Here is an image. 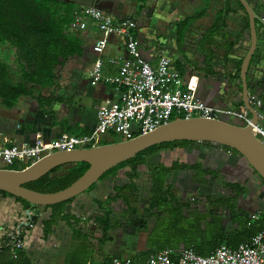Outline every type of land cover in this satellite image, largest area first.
I'll return each mask as SVG.
<instances>
[{
	"label": "crops",
	"instance_id": "0c3cea01",
	"mask_svg": "<svg viewBox=\"0 0 264 264\" xmlns=\"http://www.w3.org/2000/svg\"><path fill=\"white\" fill-rule=\"evenodd\" d=\"M103 1V6L97 5L100 9L119 19L132 18L137 22L138 43L143 57L148 62L156 66L163 51L169 55L173 68L180 74L182 89L191 90L210 107L236 111L247 110L243 103L240 70L250 47V30L247 28L249 18L243 9H239L236 1H227L226 27L209 40H207L209 29L217 14L224 8L226 0ZM252 3L256 5L260 3L258 14L264 19V0H252ZM90 4L91 2H88V5ZM198 6L202 8L198 9ZM205 7L207 11L203 17L191 23H184L187 17ZM77 9L75 7V13L82 8ZM67 31L79 36L82 47L79 53L63 59L62 63L56 67L54 88L42 91L40 87L29 84L28 95L21 96L11 108L4 106L0 99V145H33L37 139L49 142L66 134L75 136L88 134L96 126V112L99 105L115 97L116 92L111 86L105 82H93L89 76L96 58L92 47L100 33L93 24H90L85 32ZM257 31L258 50L261 52L264 27L259 22H257ZM2 50L6 53L9 51L6 46H0V51ZM10 53L14 55L13 50ZM125 55L124 42L117 37L110 38L102 55L105 75L116 71L108 60L114 57H125ZM259 57L258 53L251 63L247 82L249 97L255 95L261 99L264 111V60L261 62L263 73L259 72L258 83H255V78L257 79L255 69L260 60ZM14 79L18 81L17 74L14 75ZM222 119L238 121L230 117ZM112 137L114 136L106 134L102 136V140L116 142ZM169 154L172 155L171 161H164L163 159H167ZM151 161L166 166H170L173 162L187 165L198 163L205 168L212 167L214 170L227 172H234L240 165L249 177H256L239 156H234L228 150L213 144L190 143L185 147L163 151L154 156ZM2 167L7 166L0 160V168ZM129 171L130 168L125 167L100 180L93 188L77 197L67 211L72 217L71 222L58 220L50 236H44L42 222L27 230L25 236H28L29 242L31 243L34 239L36 242H33L34 245L30 244L33 254L27 246L23 249L24 253L38 256L41 261L43 251L50 246L53 252L51 253L50 250L49 257L52 260V257L56 256L59 259L58 264H79L71 257L75 256L73 253L76 254V251L86 254L91 252V257L85 256L81 264H102L112 257L130 258L128 256L145 251L148 248L147 239L154 223L149 224L148 232L135 234L131 230V233L125 234L127 238L139 239L138 246L132 249L130 255L124 253V249L128 248H124L123 238L118 242L114 233L112 235L115 238L104 243L102 230L96 223V219L103 215L99 203L115 194V186L129 183L127 178ZM140 171L141 178L136 181L139 191L130 204V209H138L141 212L148 202L151 181L146 167L141 168ZM184 174L183 172L172 174L169 183L174 184V180L178 183L184 178ZM14 203L16 202L13 199L0 196V222L11 224L27 215V212L20 213L21 206ZM110 207L117 216L122 212L127 213L129 209L120 200ZM15 211L18 214L15 215ZM40 213L43 219L50 215L49 211L43 213L42 208ZM17 215H20V218H15ZM134 264H143V262L140 260Z\"/></svg>",
	"mask_w": 264,
	"mask_h": 264
},
{
	"label": "trees",
	"instance_id": "16d2710c",
	"mask_svg": "<svg viewBox=\"0 0 264 264\" xmlns=\"http://www.w3.org/2000/svg\"><path fill=\"white\" fill-rule=\"evenodd\" d=\"M206 11L207 8L196 12L185 19L184 23H191L203 17ZM226 13L221 10L217 14L209 29L207 40L225 29ZM74 15L75 7L65 4L62 0H0V46L13 50L12 63L18 69L15 72L10 61L0 58V99L4 106L11 108L21 96L28 95L29 84L40 87L42 91L54 88L56 67L62 63L63 59L79 53L82 47L79 36L67 31ZM247 28L249 29V22ZM15 74L18 75V81L14 79ZM190 143L192 142L176 141L153 146L139 153L134 159L113 168L101 178L102 180L125 167L130 168L127 174L129 183L115 186V194L99 203L103 215L96 219V223L100 226L103 241L106 243L113 240L112 232L124 225L110 206L123 200L129 206L128 212L136 215L137 210L130 209V204L132 196L139 191L136 181L141 178L140 168L146 167L151 177L149 201L144 214L155 217L156 221L147 239L148 248L128 256L134 263L140 260L144 262L150 255L163 250H172L174 255H177L182 249H193L201 256H208L221 245L237 247L264 229V211H258L250 217L240 216L234 199H230L233 201L222 200L221 207H228L231 216L233 215L231 225L236 227L224 225L222 218L214 210L206 212L202 208L193 209L190 203L181 204L178 201L172 190L173 186L166 185V177L170 172L196 170L202 175L212 172L203 169L200 164L189 166L175 163L171 167H166L151 163V158L163 151L185 147ZM224 148L238 155L235 150ZM25 167L17 163L6 168L20 170ZM88 168L89 164L83 162L65 164L53 169L40 179L25 184L24 187L41 193H55L72 185ZM0 196L12 198L18 203L22 209L20 213L29 212L15 223L16 228H20L21 236H25L27 230L42 222L44 236L48 237L58 220L71 222L72 217L67 211L74 199L52 206L37 207L3 191H0ZM41 208L43 213L50 212L46 219H43L40 213ZM34 212L36 214H33ZM127 225L136 232L149 230L148 219L131 218ZM2 241L0 264H33L23 250L18 252L17 258H12L10 245L4 239ZM121 257L123 256L116 258L124 259ZM114 258H109L102 264H110Z\"/></svg>",
	"mask_w": 264,
	"mask_h": 264
},
{
	"label": "built area",
	"instance_id": "2783aa9c",
	"mask_svg": "<svg viewBox=\"0 0 264 264\" xmlns=\"http://www.w3.org/2000/svg\"><path fill=\"white\" fill-rule=\"evenodd\" d=\"M90 24L100 36L92 47L96 58L89 76L93 82H105L111 86L116 92L115 97L99 105L96 126L88 134H66L49 142L37 139L33 145H0V160L5 166L18 163L27 167L54 152L96 148L106 134H116L121 141L130 140L157 130L173 118H235L244 126H251L255 137L264 145L263 101L257 96L249 97L256 110V122L246 109L236 111L210 107L191 90L182 89L180 74L172 67L171 59L164 51L156 66L143 57L137 39L138 25L134 19H119L90 5L75 13L68 30L85 32ZM112 37L124 42L126 55L110 58L108 63L116 71L105 75L102 55ZM18 229L0 227V246L4 239L10 245L12 258H17L18 252L25 246V237ZM110 264L134 262L131 258H115ZM143 264H264V229L237 247L221 245L208 256H201L193 249H182L177 255L172 250H163L150 255Z\"/></svg>",
	"mask_w": 264,
	"mask_h": 264
},
{
	"label": "water",
	"instance_id": "95a60500",
	"mask_svg": "<svg viewBox=\"0 0 264 264\" xmlns=\"http://www.w3.org/2000/svg\"><path fill=\"white\" fill-rule=\"evenodd\" d=\"M249 18L250 47L243 59L240 80L243 87V103L256 122L257 114L249 102L247 79L253 59L259 53L255 69L258 83L259 72L263 73L264 42L261 52L257 22L264 27V19L248 0H238ZM264 69V68H263ZM176 141L213 144L228 147L238 153L240 159L264 182V145L255 137L251 126L229 119H178L162 125L157 130L130 140L100 145L96 148L74 149L54 152L24 169L0 168V191L21 198L37 207H46L76 199L96 185L101 178L118 165L134 159L139 153L153 146ZM87 163L89 168L72 185L55 193H41L24 187L53 169L72 163ZM29 212L27 211V214ZM20 232V229H18Z\"/></svg>",
	"mask_w": 264,
	"mask_h": 264
},
{
	"label": "flooded vegetation",
	"instance_id": "af4514ba",
	"mask_svg": "<svg viewBox=\"0 0 264 264\" xmlns=\"http://www.w3.org/2000/svg\"><path fill=\"white\" fill-rule=\"evenodd\" d=\"M65 4L67 5H73L74 7H79V6H96L104 5L103 0H62ZM228 0L225 2V6L223 11H228ZM236 1L239 9H243L242 4L238 0ZM249 3L252 5V7L257 11L260 10V3L253 4L252 0H248ZM88 2H91L90 5H88ZM264 5V3H263ZM208 6V5H207ZM100 8V7H98ZM207 8V7H205ZM203 8V9H205ZM201 11V10H200ZM190 17V16H189ZM188 18V17H187ZM186 18V19H187ZM138 25V24H137ZM212 26V25H211ZM138 30V28H137ZM215 37V36H214ZM214 37L210 38L213 39ZM166 53V52H165ZM169 57V55H167ZM170 58V57H169ZM171 59V58H170ZM171 64H172V59H171ZM173 67V66H172ZM224 148L223 146H219ZM177 148V147H176ZM175 149V148H173ZM170 149V150H173ZM225 149V148H224ZM227 150V149H225ZM169 151V150H166ZM229 151V150H228ZM231 152V151H229ZM232 153V152H231ZM160 154V153H159ZM233 154V153H232ZM158 155V154H157ZM234 156H238L233 154ZM156 156V155H155ZM154 157V156H153ZM152 157V158H153ZM151 158V160H152ZM151 163H153L151 161ZM179 163V164H184L181 162H173L171 163L170 166H166L162 163H159L160 165H164L166 167H171L173 164ZM155 164V163H153ZM198 163L192 164V165H197ZM187 165V164H185ZM191 166V165H189ZM203 169L209 170L212 173L211 174H204L202 175L199 171L196 170H177V171H172L170 172L167 177H166V185H171L173 186V191L174 195L177 197L178 201L181 204L185 203H190L191 207L193 209L195 208H202L204 211L208 210H214V212L222 218L223 224L231 227H235V225H231L233 220L228 207H221L222 200L228 199L229 201H233L230 199H234L237 208L239 209V215L240 216H253L251 214L252 212H258V211H264V183L260 180V178L256 175V177H249L248 174L245 173L240 165H238V168L233 172H227L225 170L223 171H218L214 170L212 167L205 168L203 165H201ZM141 168H145L144 166ZM140 168V170H141ZM177 172H183L185 173L183 176V179H180V183L176 182L174 180V184L169 183V180L171 182V175ZM150 176V175H149ZM151 181V177H150ZM176 182V184H175ZM239 185V186H236ZM151 186V182H150ZM150 189V187H149ZM243 189V190H241ZM149 192V190H148ZM138 193V192H137ZM136 193V194H137ZM136 194L132 196V201L134 198H136ZM149 197V196H148ZM12 199V198H11ZM122 203H124L123 200H120ZM131 201V203H132ZM149 201V200H147ZM143 203V202H140ZM18 204V203H16ZM126 206V204L124 203ZM129 207V206H128ZM147 208V205H146ZM144 208L141 212L137 210V214L134 215L133 213L129 212H122L120 213L117 217L118 220L123 221V226L119 229H116L112 233L115 234L116 240L119 242L121 238H127L125 235L126 233H131L130 227L127 225L128 220L131 218H143V219H148L149 224L154 223L156 221L155 217H150L149 215L144 214L145 209ZM129 210V209H128ZM254 213V214H255ZM18 214V213H17ZM248 214V215H247ZM134 231V230H132ZM134 233H138L134 231ZM125 235V236H124Z\"/></svg>",
	"mask_w": 264,
	"mask_h": 264
},
{
	"label": "rangeland",
	"instance_id": "374dc122",
	"mask_svg": "<svg viewBox=\"0 0 264 264\" xmlns=\"http://www.w3.org/2000/svg\"><path fill=\"white\" fill-rule=\"evenodd\" d=\"M83 6H79V7H77L78 9L77 10H79V8H82ZM202 8V6H198V9H201ZM4 47V46H3ZM7 49H9V51H8V53H6L5 51H0V58L1 59H3V60H7L8 62H9V60H8V58L10 57V56H13V57H10L9 59H10V61H11V63H12V61H13V58H14V55L12 54L11 55V51H12V49H10V48H7ZM12 65H13V68L15 69V72L16 71H18V69H17V67L14 65V63H12ZM112 136H114V137H112V138H114V140H116V142H118V141H121V138L119 137V136H117L116 134H111ZM108 143H111V141H103L102 140V142H101V145H105V144H108ZM113 143V142H112ZM169 158V159H168ZM168 158L167 159H163L164 161H167L168 160V162L169 161H171V159H172V155H168ZM15 205H19V204H16V203H14ZM18 208V207H17ZM14 214L16 215L17 214V212L15 211L14 212ZM15 218H20V215H17V216H15ZM23 217H21L20 219H22ZM17 220V219H16ZM19 222V219L17 220V221H15V222H13V223H11V224H4V223H2V222H0V227H4V228H6V229H8V230H11V229H15L16 228V225H15V223H18ZM138 241H139V239L138 238H123V244H124V248H128L127 250L126 249H124L125 250V252L124 253H126L127 255H130L131 254V251H132V249L135 247V246H138ZM33 242H36V239H34V240H32V242L30 243L29 242V240H28V236L26 235L25 236V238H24V244H25V246H27V249L31 252V254H33V249L31 248V246H30V244H32V245H34L33 244ZM116 244H117V242H116ZM25 246H24V248H25ZM147 246V245H146ZM47 248H49V249H47ZM52 247H50V246H47L46 247V249L43 251V253H42V256H41V261H40V259L38 258V256H32L30 253H28V252H26V257L33 263V264H49V263H51V264H58L59 263V259L58 258H56V256L54 257H52V260L50 259V257H49V255L53 252V249H51ZM123 248V247H122ZM140 248H142V247H140ZM139 249V248H138ZM50 250H51V253H49L50 252ZM136 250H137V247H136ZM23 251H25V250H23ZM45 252H48L49 254H47V253H45ZM56 253V252H55ZM54 253V254H55ZM76 254H74L73 253V255H75V256H71V257H73V259H74V261H76V263H79V264H81V263H83L84 262V259H85V256H90L91 257V252L89 253V254H86V253H84V252H82V251H79V252H75ZM26 259V258H25Z\"/></svg>",
	"mask_w": 264,
	"mask_h": 264
}]
</instances>
